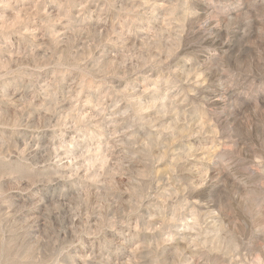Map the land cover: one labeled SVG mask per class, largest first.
Segmentation results:
<instances>
[{
  "label": "clouds",
  "instance_id": "clouds-1",
  "mask_svg": "<svg viewBox=\"0 0 264 264\" xmlns=\"http://www.w3.org/2000/svg\"><path fill=\"white\" fill-rule=\"evenodd\" d=\"M0 264H264V0H0Z\"/></svg>",
  "mask_w": 264,
  "mask_h": 264
}]
</instances>
